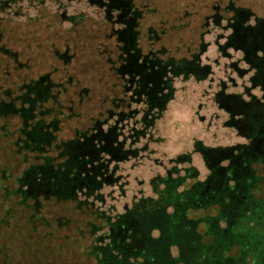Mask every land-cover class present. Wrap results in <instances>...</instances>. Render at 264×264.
<instances>
[{
    "label": "rangeland",
    "instance_id": "374dc122",
    "mask_svg": "<svg viewBox=\"0 0 264 264\" xmlns=\"http://www.w3.org/2000/svg\"><path fill=\"white\" fill-rule=\"evenodd\" d=\"M150 1L152 8L155 6L160 11L161 16L156 15L155 18L167 23L158 30H165L162 43L171 55L190 59L192 53H197L204 69L196 76L173 79V100L143 139L139 141L135 132L122 130L119 141L122 140L125 147L133 152L127 161L115 165V160L124 157L122 154L118 156V152L115 155V151L114 155L111 153L112 158L103 156L110 159L108 173L112 178L110 185L104 186L100 192L103 203L96 207L114 218L123 215L140 200L160 198L165 184H155L154 181L164 179L168 173L174 181L183 176L186 169H193L196 176L188 179L185 186L180 185L178 191L192 192L190 194L195 197L203 191L208 200L213 189L218 191V195L223 191V184L226 185L223 169L233 166V170L236 172L238 168L241 175L247 162L257 160L259 156L255 148L261 132L257 134L254 129L258 128L256 124L264 123V23L256 36L248 28H254L255 18H264V0H234V9L242 7L255 13L253 20L244 15L232 20L234 12H231L232 17L231 14H223L224 19L213 18L211 13L205 20L203 7L214 9L211 3L214 0H208L206 5L202 0ZM8 5L10 8L0 11V30H6L1 41L5 49L17 56V60H13L11 54L0 55L3 85L17 84L23 79L28 83L46 73L56 83H69L60 98V103L66 107L65 114L71 117L61 125V137L64 139H72L77 129L90 131L96 120H105V111L113 109L114 99L117 102L122 99L123 84L114 72L113 60L107 58L101 35H98L104 24L100 10L88 6L86 0H23ZM82 11L86 15L78 27L69 32L71 25L64 20L66 18L60 17L64 13L80 14ZM57 18L62 21L54 25ZM30 19L35 23L33 38L26 36L25 31L22 34L13 31L16 22L25 23ZM44 43L49 46L43 47ZM61 54L66 55L64 59H61ZM15 61L21 63L20 69ZM172 77L168 74L169 79ZM156 99L154 97L153 103ZM156 106H160L158 102ZM14 109L13 105L3 103L0 114ZM247 111H250L247 113L250 117L243 114ZM260 112L262 116H258ZM139 119H133L131 128L138 127ZM114 120L108 121L107 125H113ZM18 123L15 118L0 119V129L7 124L6 133L0 130V176L4 179L0 185L13 189L15 178L25 168L22 156L15 154L13 139L7 136L16 131ZM241 145L250 146L242 151L239 149ZM198 147L202 148L203 154L197 152ZM180 156L188 157L183 162L178 159ZM254 168L264 178V165ZM233 175L234 180L239 177L238 173ZM212 180L213 189L210 185ZM261 187L264 191V182ZM241 190V186H237L236 192L240 195ZM158 191L161 192L159 196ZM168 194L162 201L166 207L158 204L153 212L139 213L134 219L136 231L132 229L129 240L136 241L137 247L128 250L127 264L237 263L242 257L229 260L224 257L230 243L247 241L244 231L251 225L257 227L262 224L259 214L264 210V199L261 197L256 201L249 199L251 202L245 197L247 200L242 202L238 194L230 193L219 198L223 207L217 210L212 206L211 211L190 204L184 206L180 196ZM148 203H144L145 208ZM19 209L21 213V207ZM54 211L56 207L47 208V212ZM208 221L212 224L211 231L207 228ZM220 237L221 240H217ZM4 239L10 242L7 237ZM236 253L237 250L233 255ZM51 256V253L43 254L39 259L46 261ZM64 256L67 258L69 255ZM200 258L203 260L198 261ZM255 264H264L262 252Z\"/></svg>",
    "mask_w": 264,
    "mask_h": 264
},
{
    "label": "trees",
    "instance_id": "16d2710c",
    "mask_svg": "<svg viewBox=\"0 0 264 264\" xmlns=\"http://www.w3.org/2000/svg\"><path fill=\"white\" fill-rule=\"evenodd\" d=\"M19 1L23 0H0V11L10 8L8 4ZM202 1L206 5L208 0ZM86 2L88 6L97 7L103 14L104 24L98 35H101L107 58L113 60L111 62L114 64V72L123 84V96L119 100L120 103L114 99L113 109L105 111L107 118L94 121L90 131L77 129L72 139H64L61 137V125L71 117L65 114L66 107L60 103V98L69 83H56L48 73L38 76L36 80L31 79L28 83L23 79L20 83L9 86L3 85L4 79L0 78V105L6 103L15 108L12 112L0 114V119L15 118L19 122L16 131L7 136L13 139L15 154L22 156L25 165L15 178L14 189L8 185H0V264H127L128 250H135L137 247L136 241L129 240L132 229L136 231L134 219L139 213L153 212L158 204L166 207V203L162 204V201L169 196V192L173 196H180L184 206H199L211 211L212 206L217 210L223 207V201L219 202L221 196L238 194L236 190L239 185L242 192L238 196L242 198V202L243 199L244 202L247 200L245 197L254 201L260 200V197L264 199L261 187L264 178L254 168L264 165V123H259L256 124L258 128L254 129L258 131L257 134L261 132L260 138L257 139V149L255 148L259 152L258 159L248 161L241 175L238 168L236 172L233 170V166L223 169L226 185L223 184L222 193L216 194L218 191L213 189V180L208 182L212 186L214 197L210 195L208 200L203 196V191L199 192L198 197L191 195L192 192H179L180 185L185 186L188 179L196 176L193 169H186L183 176L174 181L169 173L162 180L156 179L155 184H165L163 193H157V196L161 194L160 198L140 200L121 216L114 218L96 207L103 203V195L100 192L104 186L110 185L112 178L108 173L110 159H104L103 156L110 155L112 158L111 153L114 155V151L115 155L117 152L118 156L124 155L115 160L116 165L127 161V157L133 153L131 148L125 147L122 140L119 141L122 130L135 132L139 141L143 139L173 100V79L179 76H196L203 72L204 66H200L197 53H192L190 59L171 55L162 43L165 30H158L167 23H161L155 18L156 15L161 16L160 11L155 6L152 8L150 0ZM211 3L214 9L203 7L205 20L210 18L211 13L213 18L218 16L224 19L225 14L234 12V16H230H233L232 20H236L238 15L252 20L255 16L249 9H234V0H214ZM84 14L86 15L85 11L80 14L64 13L60 18H66L64 20L71 25L69 32H73L84 18ZM153 18L155 21L151 22ZM31 20L25 23L16 22L13 31H19L20 34L25 31L26 36L33 38L32 29L35 23L33 20L30 23ZM61 21L57 18L54 25ZM254 21V28L248 29L256 36L264 18L257 17ZM204 26L207 27V24ZM46 28L47 26L44 27L45 30ZM5 31L0 30V55L11 54L13 60H17V56H13L11 50L5 49L1 41L4 40ZM230 37L232 39L233 36ZM44 46L49 44L44 43ZM50 47L52 48V45ZM65 56L60 55L61 59ZM15 62L20 69L21 63ZM168 74L173 77L169 79ZM154 97L157 99L153 103ZM157 102L159 107L156 106ZM245 116L250 117L248 114ZM258 116H262L261 112ZM135 117H140L137 121L138 127L131 128ZM114 118V124L107 125V122L113 121ZM6 126L7 124L1 126V132L5 130L6 133ZM249 146L241 145L239 149L244 151ZM200 149L202 148H196L197 152L203 154ZM240 150L238 153L241 158ZM187 157L180 156L178 159L184 162ZM233 172L239 176L235 180ZM1 176L0 182L4 181ZM215 197L216 199H212ZM144 203H148L147 208ZM19 207L22 209L21 213ZM49 207H56V211L47 212ZM224 214L226 213H222L225 217ZM250 214L251 212L249 216ZM259 215L262 224L257 227L251 225L244 231L247 241L238 244L235 240L230 243L229 251L224 257L228 260L242 257L232 264H255V260L259 261L261 252L264 255V210ZM207 228L212 230L210 221L207 222ZM221 236L224 237L223 234ZM5 237L10 242H6ZM217 240H221V237ZM235 250L237 253L234 256ZM48 253L52 254L51 258L46 261L39 259L41 255ZM65 254L69 256L66 258Z\"/></svg>",
    "mask_w": 264,
    "mask_h": 264
}]
</instances>
